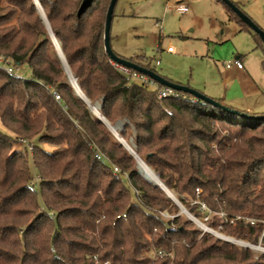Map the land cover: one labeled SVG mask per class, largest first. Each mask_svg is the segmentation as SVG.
<instances>
[{
    "label": "trees",
    "instance_id": "16d2710c",
    "mask_svg": "<svg viewBox=\"0 0 264 264\" xmlns=\"http://www.w3.org/2000/svg\"><path fill=\"white\" fill-rule=\"evenodd\" d=\"M38 1L80 91L99 100L108 121L128 120L122 137L133 134L136 154L167 189L211 227L257 243L264 221V117L256 116L264 112L215 99L252 116L245 118L183 92L159 101L155 90L110 63L103 48L110 0H92L80 13L81 0ZM229 17L248 30L235 13ZM49 45L34 0H0V57L14 66L27 63L31 74L25 79L0 69V125L8 133L0 131V264H264V254L201 235L178 214L74 94ZM13 134L52 149L35 144L30 155L13 147ZM236 215L259 222L223 220Z\"/></svg>",
    "mask_w": 264,
    "mask_h": 264
},
{
    "label": "rangeland",
    "instance_id": "374dc122",
    "mask_svg": "<svg viewBox=\"0 0 264 264\" xmlns=\"http://www.w3.org/2000/svg\"><path fill=\"white\" fill-rule=\"evenodd\" d=\"M230 1L235 3L243 13L264 31V0ZM178 3L186 5L187 10L185 12L175 10L174 6ZM34 4L43 25L49 33L50 55L58 60L56 47L52 39L53 34H50L51 30L44 11L38 0H34ZM104 5L102 3L99 8ZM230 13L234 14L232 10L225 7L223 2L216 0H117L110 25V47L116 55L132 62H134L133 60H139L146 63L162 77L172 82L187 85L210 98L219 99L225 96L224 102L238 109L247 111L264 110V42L262 41L260 45L257 44L252 29H241L236 20L230 19ZM58 43L60 45L59 41ZM168 47L172 50L167 51ZM238 55L244 58L245 69L237 70L235 66L226 68L225 62L233 61ZM110 63L115 68V64L111 60ZM14 67L18 68L17 74L19 77L30 78V68L27 63ZM62 69L67 83L71 85L64 67ZM133 80L140 82L136 79ZM146 86L150 90L156 91L157 89L151 84H146ZM157 100L160 101L161 99L157 98ZM89 102L92 104L99 103V100L93 102L89 100ZM84 105L91 114L87 104L84 103ZM118 121L123 122V126L118 131L120 137L123 138L121 132L128 120L120 118L108 122L115 124ZM101 122L108 130L110 137L123 146L112 130L102 120ZM0 131L8 134L1 125ZM12 137L13 147L18 150L26 148L30 155L35 144L47 151L52 149V146L39 142L36 138L25 139L18 135L14 136V134ZM123 140L129 143L136 154L133 134H130L127 140L124 138ZM123 147L127 152L129 151L125 146ZM128 153L135 159L136 169L139 172L135 156L130 152ZM29 162L31 175L33 176L31 184L37 186L39 176L36 174V169L31 161ZM152 171L154 172L153 169ZM139 174L144 177L141 172ZM168 191L174 197L171 198L174 199L172 201L179 210L178 214H182L190 220L201 235L206 233L223 241L229 240V238L242 240L223 232V228L219 224L211 227L207 222V218L196 217L190 213L176 198L175 194L170 190ZM196 192L198 193V191ZM165 194L167 195V193ZM189 202L190 205H196L198 200H190ZM221 212L218 211L217 214L224 218ZM163 216L173 218L172 215L166 212H163ZM236 216L240 218H236L234 224L241 222L243 218L242 215ZM223 220L226 222L225 219ZM242 241L256 246L260 244L264 247L262 242L259 243V239L257 243L247 240ZM233 245L242 246L240 243ZM249 249L253 251L255 257L264 254L257 247Z\"/></svg>",
    "mask_w": 264,
    "mask_h": 264
},
{
    "label": "water",
    "instance_id": "95a60500",
    "mask_svg": "<svg viewBox=\"0 0 264 264\" xmlns=\"http://www.w3.org/2000/svg\"><path fill=\"white\" fill-rule=\"evenodd\" d=\"M222 1L225 5H227L238 16V18L243 23H245L250 29H252V31L255 34H257L259 36L261 41L264 42V31L262 29H260L232 1H230V0H222ZM91 2H92V0H81L80 5H79V9H78V13H80L81 11L86 9L91 4ZM116 3H117V0H110L109 1L108 7L106 10V14H105V22H104V30H103V48H104L107 56L109 57V59L112 62H114L117 65L123 66L125 68L135 70L141 74L147 75L150 79H152L154 82H156L157 84H159L161 86L169 87V88H171L177 92L188 93V94L192 95L195 99L201 100V101L207 102L213 106L219 107L223 111H226L228 113H232V114H236V115L238 114V115L245 117V118L246 117L247 118L252 117V116H249L248 114H246L244 112H238L237 110L230 109L226 105L221 104L219 101H217L213 98H210V97L200 93L199 91H197V90H195V89H193L187 85L172 82V81L162 77L161 75H159L158 73H156L155 71H153L147 67H144V66L139 65L135 62H132L131 60H128L126 58L120 57L119 55H116L110 47V25H111L112 15H113V11H114V7H115ZM50 34L52 35V32H50ZM78 98L80 99V97H78ZM100 107H101V104H100ZM263 117H264V115L256 116V118H263ZM98 120L101 121L99 118H98ZM155 185H157V184H155ZM157 186H159L161 189H163L166 193V190L162 186H160V185H157ZM166 196L168 198H170L171 200H173L169 195H166ZM226 241H228V240L226 239Z\"/></svg>",
    "mask_w": 264,
    "mask_h": 264
},
{
    "label": "built area",
    "instance_id": "2783aa9c",
    "mask_svg": "<svg viewBox=\"0 0 264 264\" xmlns=\"http://www.w3.org/2000/svg\"><path fill=\"white\" fill-rule=\"evenodd\" d=\"M175 10L179 11V12H185L187 10V7L186 5L182 4V3H178L174 6ZM167 51H171L172 49L170 47H168L166 49ZM113 64H115L113 62ZM232 66H235L237 68H242L243 67V64L242 62L240 61L239 58H235L233 61H227L225 62V67L226 68H231ZM115 68L117 70H119L120 72H122L123 74L129 76L130 78L132 79H136L142 83H145V84H151L155 87H157L156 89V95H157V98L158 99H162V98H165V97H168V96H173V97H177L179 94L177 91L169 88V87H164V86H159V84H157L156 82H154L152 79H150L147 75H144V74H141L135 70H132V69H128V68H125L123 66H120V65H117L115 64ZM0 69H2L3 71L13 75V76H17L18 77V74H17V71H18V68L17 67H14L10 60L8 59H5L3 57H0ZM55 97L58 98V96L55 94ZM96 158L98 159H104V156L101 155L100 153H96L95 154ZM114 171H117V168L114 167ZM201 209L203 211H210L207 206L202 203V202H198ZM221 215L222 216H225L224 212H221ZM124 216V215H123ZM207 218V217H205ZM236 218H240L239 216H233V217H228L226 219V221H228L229 223H234V221H236ZM259 222L258 220L254 219V218H249V217H245L243 216V218L241 219V223L242 224H255ZM262 224H263V230H262V233L259 237V243H261V240H262V237H263V234H264V221H261ZM228 242H231L233 244H236V243H240L242 244V246H245L247 248H254V247H257L258 249H260L262 252H264V247H262L260 244L259 245H254V244H249L248 242H244V241H240V240H235L233 238H229ZM160 255H165L164 253H161L159 252ZM172 256V255H171Z\"/></svg>",
    "mask_w": 264,
    "mask_h": 264
},
{
    "label": "bare ground",
    "instance_id": "6f19581e",
    "mask_svg": "<svg viewBox=\"0 0 264 264\" xmlns=\"http://www.w3.org/2000/svg\"><path fill=\"white\" fill-rule=\"evenodd\" d=\"M43 16V15H42ZM41 16V17H42ZM43 20V19H42ZM46 21V19H45ZM45 23V22H44ZM47 24V23H46ZM52 39L54 40V44L56 47V51H57V59L59 60L60 64L62 65V67H64V70L66 72V75L68 77L69 82L71 83L75 94L80 97V99L87 104L88 108L91 111V114H93L95 117L99 118L100 120H102L104 122V124L109 127L112 132L117 136L118 140L121 141V143L123 144V146H125V148H127L130 152V154L134 155L136 160H137V168L139 170V172H141L143 174V176L145 178H147L149 181L162 186L165 190L167 195H169L170 197H173V195L167 190V188L163 185V183H161V181L159 180L158 176L152 171V169L147 166L142 159H140L135 152L133 151V148L131 146H129V143H126L123 138L120 137L118 131L119 129L123 126V122H117L115 124H110L100 113L99 109H100V104L97 102L95 103H90L88 98L83 94V92L80 91L78 84L74 78V76L71 74L68 65L65 61L64 55L62 53L61 47L58 43V41L54 38V36L52 35ZM174 198V197H173ZM174 200V199H173ZM177 202V201H176ZM178 203V202H177Z\"/></svg>",
    "mask_w": 264,
    "mask_h": 264
},
{
    "label": "crops",
    "instance_id": "0c3cea01",
    "mask_svg": "<svg viewBox=\"0 0 264 264\" xmlns=\"http://www.w3.org/2000/svg\"><path fill=\"white\" fill-rule=\"evenodd\" d=\"M238 56H240V61L242 62V64H243V67L242 68H237V67H235L237 70H241V69H245V61H244V58H242V56L241 55H238ZM237 56V57H238ZM236 57V58H237ZM176 83H178V82H176ZM226 95V94H225ZM220 99V101L221 102H223V103H225V104H227V105H229V106H231V107H234L233 105H231V104H229V103H227V102H224L225 101V96H223L222 98H219ZM234 108H236V107H234ZM236 109H238V108H236ZM240 110H242V109H240ZM242 111H247V110H242ZM250 111V110H249ZM252 112H264V110H260V111H253L252 110Z\"/></svg>",
    "mask_w": 264,
    "mask_h": 264
}]
</instances>
